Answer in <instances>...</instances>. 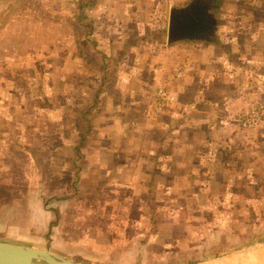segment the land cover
I'll use <instances>...</instances> for the list:
<instances>
[{
  "label": "rangeland",
  "instance_id": "1",
  "mask_svg": "<svg viewBox=\"0 0 264 264\" xmlns=\"http://www.w3.org/2000/svg\"><path fill=\"white\" fill-rule=\"evenodd\" d=\"M186 1L0 0V51L1 54L11 52L16 57L22 55V84L29 85L28 96L22 102L32 105L35 112H43L48 107L43 104H51L49 72H58L61 79L67 68L72 67L75 74L80 68L75 81L78 77L91 81L90 78L99 76L94 62L99 57L106 70L115 66L104 70L114 77L116 67L128 66L125 62L120 65V56L122 59L130 56L134 59L129 63V68L134 67L130 75L146 80L152 68L147 59L160 55L162 59L158 63H165V74L160 79L167 80L142 95V115L153 116L161 113L166 105L152 112L156 87L169 91L168 85L173 87L180 77L184 78L183 61L191 55L189 45H193L194 50L201 47L208 54L211 48L231 58L225 64L237 75L234 80L240 85L244 105L229 116L235 120L239 133L235 134L236 129L228 133L240 141L250 133L264 136L263 124L249 132L252 129L242 127L238 121L244 107L264 104V92L258 93V89H264V85L258 84L264 82L258 75V64L252 60L246 62L242 47L231 49L226 45L233 25L239 29L234 38L242 41V26L248 22L245 18H258L254 8L259 1L213 0L215 6L211 11L219 24L214 42L184 39L180 40L181 44L187 46L171 47L174 41L166 42L168 9ZM248 9H253L255 15L244 16ZM166 46L173 49L171 54L164 50ZM178 48L181 52L187 51L185 58L181 52L177 57L178 52L174 51ZM129 49L132 53L126 52ZM100 51H104L102 57ZM258 52V48H249L248 58L256 60ZM67 53L82 56L83 62L84 57L92 62L68 64L69 60L64 65L57 64V59L66 57ZM108 53L111 55L107 56ZM107 57L114 60L112 65ZM252 63L257 69L254 70ZM176 64L181 65L182 74L172 69ZM63 82L67 83L65 78ZM232 104L227 106L232 108ZM46 117L49 119L47 114H39L37 121L44 124L42 120ZM126 134L132 138L135 135L134 132ZM11 147L6 144L0 152ZM126 150L127 147L123 170L116 169L104 178L98 171L86 168L89 162L92 166V159L74 162L54 158L52 161L42 156L43 159L32 162L22 159L23 155L0 154V240L40 245L39 248L54 249L95 264H201L228 254L264 248V176L249 183L243 170L217 176L191 174L186 178L175 177L176 183L170 188L166 179L163 181L161 176L154 175L155 179L147 180L148 190L142 186L136 170L144 165V160L134 156L138 146L134 145L132 153L131 149ZM72 165L78 166L74 174ZM261 165L264 175V163ZM180 179L187 180L186 184L189 181L190 188L197 191H176L184 185ZM183 195L190 202L182 204Z\"/></svg>",
  "mask_w": 264,
  "mask_h": 264
},
{
  "label": "crops",
  "instance_id": "2",
  "mask_svg": "<svg viewBox=\"0 0 264 264\" xmlns=\"http://www.w3.org/2000/svg\"><path fill=\"white\" fill-rule=\"evenodd\" d=\"M258 1V7L254 8L258 11V18H245L248 22H244L242 26V41L234 38V33L239 29L233 25L226 45L231 49L235 46L242 47L246 62L252 60L258 64V75L264 80V0ZM253 15V9L244 13L246 17ZM181 42L183 41L176 40L169 46H187ZM192 46L189 45L192 53L186 58V62L181 61L184 64V74L177 72L176 67H181L180 64L173 65L175 73H181L184 78L180 77L173 87L168 85L172 100L166 103L161 113L146 117L141 113L142 95L160 81L167 80L160 79V75L165 74V63H158L162 59L160 55L147 59V64L152 68L149 69V78L146 80L130 75L134 73V67L129 68V63L134 60L130 56L125 59L120 56L119 63L125 62L128 66L123 67L120 63L121 66L114 70L117 72L114 77L104 72L106 67H103L99 57L94 61L98 65L99 76L96 79L90 78L91 81L79 80V77L75 81L80 68L76 74L72 67L67 68L61 79L58 72H49L48 84L51 90L48 95L51 104L45 103L43 105L48 107L43 108V112H35L32 105L27 106L22 102L28 96L26 89L29 86L26 82L22 84V55L16 57L11 52L1 54L0 51V149L6 144L12 145L8 151L0 154L9 153L12 157L16 154L23 155L22 159L32 162L43 159L42 156L52 161L54 158L74 162L77 159H92V166L89 162L86 168L98 171L104 178L116 169L123 170L124 149L127 147L126 151L131 149L132 153L136 144L139 150L134 156L137 160H144L143 167L136 170H139L142 186L146 189L148 178L154 175L161 176L163 181L166 179L170 188L176 183L175 177L186 178L191 174L227 175L231 170H243L249 183L257 180L264 176L261 170V163H264V136L250 133V136L243 137L240 141L236 135L228 133L234 129L235 134L239 133L235 120L232 121L229 116L244 105L240 85L234 80L237 75L234 70L227 69L228 65L225 64L231 58L221 52H213L211 48L210 53L206 54L201 47L194 50ZM249 48H258L256 60L248 58ZM90 50L93 51V48ZM164 50L171 54L173 49L166 46ZM175 50L174 52H178L177 57L184 53L180 48ZM127 51L132 53L131 49ZM103 53L104 51H100L99 55L102 57ZM107 60L110 65L114 62L111 57H107ZM66 61H69L68 64L77 62L84 65L92 62L85 57L83 62L82 56L67 53L66 57L57 59V64L64 65ZM251 65L254 66L253 63ZM114 67L110 66L106 71ZM64 78L66 84L63 82ZM258 84L264 85V82ZM263 92V88L258 89L259 94ZM230 102L233 103L232 108L227 106ZM42 113L49 116V119L43 118L44 124L37 121L38 115ZM261 124L264 125V119ZM254 130L255 128L249 132ZM33 132L36 133L32 135ZM126 132H134L135 135L132 138ZM33 145L38 147L34 148ZM40 151H43L42 155L38 156ZM77 167L72 165V174ZM180 180L184 185L179 186L176 191H197V188H190L189 181L186 184L187 180ZM256 185L259 187V184ZM189 200L191 199L183 195L180 202L185 204Z\"/></svg>",
  "mask_w": 264,
  "mask_h": 264
},
{
  "label": "water",
  "instance_id": "3",
  "mask_svg": "<svg viewBox=\"0 0 264 264\" xmlns=\"http://www.w3.org/2000/svg\"><path fill=\"white\" fill-rule=\"evenodd\" d=\"M213 0H187L168 9L166 42L212 41L219 27ZM0 264H95L52 250L0 240Z\"/></svg>",
  "mask_w": 264,
  "mask_h": 264
},
{
  "label": "built area",
  "instance_id": "4",
  "mask_svg": "<svg viewBox=\"0 0 264 264\" xmlns=\"http://www.w3.org/2000/svg\"><path fill=\"white\" fill-rule=\"evenodd\" d=\"M180 66H177V72H179ZM172 100V94L162 86L156 87L155 100L153 102V111L157 112L163 105ZM264 119V104L257 103L244 107L238 116L239 124L244 128L254 129L260 125Z\"/></svg>",
  "mask_w": 264,
  "mask_h": 264
},
{
  "label": "bare ground",
  "instance_id": "5",
  "mask_svg": "<svg viewBox=\"0 0 264 264\" xmlns=\"http://www.w3.org/2000/svg\"><path fill=\"white\" fill-rule=\"evenodd\" d=\"M201 264H264V248L228 254L225 257L223 256V258L208 260Z\"/></svg>",
  "mask_w": 264,
  "mask_h": 264
},
{
  "label": "trees",
  "instance_id": "6",
  "mask_svg": "<svg viewBox=\"0 0 264 264\" xmlns=\"http://www.w3.org/2000/svg\"><path fill=\"white\" fill-rule=\"evenodd\" d=\"M261 167H262V165H261ZM150 179H155V177L154 176H152V177H150V178H148V180L150 181ZM152 187V186H151ZM255 194V193H254ZM253 196H255V195H253Z\"/></svg>",
  "mask_w": 264,
  "mask_h": 264
}]
</instances>
